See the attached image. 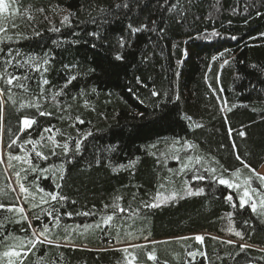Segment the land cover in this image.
I'll return each instance as SVG.
<instances>
[{"label":"trees","instance_id":"1","mask_svg":"<svg viewBox=\"0 0 264 264\" xmlns=\"http://www.w3.org/2000/svg\"><path fill=\"white\" fill-rule=\"evenodd\" d=\"M109 2L17 0L14 17L18 27L11 28V21L8 25L14 49L32 55L48 52L54 57V70L48 73L52 91L63 85L66 75L78 76L69 89L71 95L77 96V101L65 99L64 102L73 104L72 115H79L87 121L78 125L81 132L91 131L92 136L85 142L83 159L78 158L77 162L66 165L68 171L63 193L77 204L61 209V212L92 210L98 215L65 216L63 222L72 226L91 224L104 214L103 205L111 204L117 195L124 197L120 201L123 206L131 205L132 208L138 206L140 199L153 197L157 190L167 195L173 185L168 184L165 177H170L175 186L187 180L193 187H205L206 194L187 196L160 208L144 210L141 218L126 222L117 217L113 221L116 228L107 231L90 230L84 235L73 232L74 243L81 247L41 246L29 255L25 264H51L52 261L55 264H118L126 255L122 251L126 244L115 242L117 231L125 242L130 240L128 233H132L138 238L131 242L139 244L145 243L143 235L151 233L150 239L162 242L149 245V250L156 249L161 264L164 261L184 264L188 259L186 252L198 248L206 251L208 258L198 256L196 264H264V251L260 250L264 249V223L247 209L241 211L238 206L231 207L224 197L231 192L235 198L233 190L216 184L215 190L209 191L210 178L195 180L194 173L199 166L180 173L181 161L174 158L176 152L181 157L211 153L230 171L242 168L232 155L225 122L227 117L228 123L237 131L244 126L246 137L233 135L246 161L256 170L264 166V120L261 119L264 114V36H261L264 33V4L261 0H192L191 4L188 0H179L175 11L166 12L164 9L176 0H167L163 6L162 0H152L150 11L141 13L134 8L130 15L142 18L145 23L150 17L156 21L157 30L132 36L133 47L123 50L130 53L126 61L113 62L115 52L107 47V42L94 41L86 35L97 30V25L91 22L92 18H98L97 4L104 8ZM147 2L142 0V3ZM39 7L55 10V13L47 11L52 24L36 11ZM69 10L74 13L70 24L61 25L63 15ZM180 11H183V23L177 22L180 17L176 13ZM257 11L262 14L257 15ZM29 14L35 17L31 22L27 20ZM161 25L163 32L159 31ZM53 26L61 31H50ZM122 27L123 24L114 23L110 28L113 46L120 38ZM34 30L40 35H35ZM16 33L21 35L16 36ZM123 34L128 36L126 30ZM92 43L98 46L93 48ZM100 43L105 46L100 47ZM221 53H224L223 57ZM144 56L149 59L141 63ZM213 57L217 59L213 60ZM224 59L229 63L221 67ZM65 64L74 66L71 73L64 70ZM92 68L96 69L94 74L90 71ZM137 77L142 83H137ZM31 87L35 90L36 84ZM85 87L89 90L85 97L90 101L87 107L79 97V90ZM93 87L97 89L95 93L90 92ZM153 88L172 95L166 108L154 109L152 102L156 98L150 95ZM221 100L227 102L231 111L220 110L225 107ZM161 102H166V98ZM44 108L55 115L37 116L38 125L32 130L34 138L38 137L40 126L49 122L76 136V130L69 127L70 121L58 119L60 113L51 103H45ZM168 112L167 119L160 121L159 117ZM186 116H191L193 123L204 127L193 129ZM4 136L6 139L7 130ZM185 140L195 144V149L184 147ZM221 144L225 146L223 149L219 147ZM43 151L47 153L48 150ZM63 160L62 156L49 155L48 161L40 164L41 167H59ZM96 160L101 161V166ZM242 171L247 172V169ZM200 172L207 176L202 169ZM161 183H165L164 189H160ZM52 184L51 179L40 181L41 187L48 190ZM228 213L233 215L229 217ZM247 219L252 220L254 228H249L241 240L234 232L243 231L242 222ZM230 227L232 232L228 231ZM20 228L19 224L10 226L15 235H25ZM194 234L205 235L203 245L193 240H169ZM56 236L62 238L63 230L56 229L53 238ZM211 236L231 239L236 244L221 243L212 240ZM245 242L252 247L241 252L239 244ZM106 248L107 251L102 250ZM129 252L138 255L141 261L145 259L144 250L130 248Z\"/></svg>","mask_w":264,"mask_h":264},{"label":"snow or ice","instance_id":"2","mask_svg":"<svg viewBox=\"0 0 264 264\" xmlns=\"http://www.w3.org/2000/svg\"><path fill=\"white\" fill-rule=\"evenodd\" d=\"M16 2L17 0H0V249H2L0 250V264H25L30 254L45 245L56 248L70 246L73 249L81 247L74 243L73 232H76L77 235H84L90 230L107 231L116 228L113 221L117 217L126 222L129 219L141 218V213L144 210L160 208L165 204H171L187 196L206 194L205 187H193L187 180L183 181L180 186H175L170 177H165V181L173 185L167 191V195L157 190L153 197L140 199L136 208H132L131 205L128 207L123 206L120 201L124 197L117 195L113 198L111 204L103 205L104 214L100 215V218L93 223L72 226L63 222L65 216L72 218L73 216L95 217L98 215L97 212L92 210H77L75 212L65 210L61 212V209L77 204L76 200L63 193L68 171L66 165L77 162L78 158L83 159V154L86 151L85 142L92 136V132H81L78 125H84L87 121L79 115H72L73 104H65L64 102L65 99L77 101V96L71 95L69 89L78 80V76L76 74L66 75L63 85L52 91V82L48 78V73L54 70L52 68L54 57L51 53L46 52L43 55L23 54L11 46L13 36L8 34L10 31L8 25L11 21V28L18 27L14 17ZM151 2L152 0H148L147 3H142V0H110L107 7L104 8H100L98 3L96 6L98 18H92L91 21L97 25V30H93L86 35L94 41L107 42V47L115 52L112 57L113 62H125L127 55L130 53L123 50L130 49L134 45L131 37L142 32H155L157 30L155 27L156 21L150 17L148 22L145 23L142 18L130 15L134 8H138L141 13L150 11ZM163 3H167V0H162L161 6H163ZM188 3L191 4L192 0H188ZM261 3L264 4V0H261ZM178 6L179 0H176V3L171 4L164 11L173 12ZM36 11L43 16L45 21L52 24L47 11L55 13V10H46L45 7H39ZM9 13H13V15L10 16ZM256 14L261 15L262 13L257 11ZM72 15L74 13L70 10L67 11L63 15L60 24H70ZM176 15L180 17L177 22L183 23V11L177 12ZM34 19L35 17L32 14L27 16V20L30 22ZM125 20H127V23H123ZM114 23L123 24L119 34L120 38L116 40L115 46H113L109 36L110 28ZM100 28H103L104 31H99ZM49 30L52 32L61 31L56 26L51 27ZM125 30L128 33L127 37L123 34ZM159 31H164L162 25ZM34 32L35 35H40L39 31L34 30ZM15 35L20 36L21 34L16 33ZM261 36H264V33H261ZM232 38L235 39V37ZM91 46L96 48L98 45L92 43ZM99 46L104 47L105 44L100 43ZM184 54L187 55V52L185 51ZM220 56L223 57L224 53H221ZM148 59V56H144L141 63L146 62ZM216 59L217 57H213V60ZM228 63L229 60L224 59L221 67ZM73 67L72 64L63 65L64 70L68 73H71ZM90 71L94 74L96 69L92 68ZM136 79L138 84L142 83L139 77ZM33 83L36 84L35 90L31 87ZM96 91L97 89L94 87L90 89L92 93ZM88 92L89 90L86 87L79 90V97L83 99L85 107L90 103L85 98ZM150 95L156 98L152 102L154 109L157 107L166 108L167 103L172 101L171 94L155 88L151 90ZM165 98L166 102L162 103L161 101ZM176 99L179 100V97H176ZM45 103H51L57 109L60 113L58 119L70 121L69 127L76 130V136L73 137L70 133L63 132L56 125L49 122L40 126L38 137H33V127L38 125L37 116L53 117L55 115L52 111L44 108ZM221 103L225 105L220 109L222 112L231 111V108L227 107L226 101L221 100ZM33 109L35 112L32 111ZM140 115L143 116V113H140ZM168 115H170V112L160 116V121L166 120ZM185 119L193 129L204 127L202 124L193 123L191 116H186ZM261 119L264 120V114L261 115ZM225 122L228 124L232 155L242 168L230 171L211 153L181 157L176 152L174 158L181 161L179 172L192 171L196 169V166H199V169L194 173L195 180L204 181L210 178L212 183L208 187L209 191L215 190L216 184L233 190L236 193L235 198L231 192L224 197L231 207L236 208L238 206L241 211L247 209L252 216L264 223V174L259 173L256 168L252 167L239 151V145L233 134L240 138L246 137L247 133L244 126L237 131L228 123L227 117H225ZM5 130H7L6 139L4 136ZM58 136L62 137L63 140L58 139ZM175 143H179V141H175ZM152 147H155V145H152ZM184 147L195 149L196 145L185 140ZM219 147L223 149L225 146L221 144ZM43 149H47V153ZM49 155L58 158L62 156L64 160L59 167L56 165L41 167L40 162L48 161ZM96 163L101 166V161L96 160ZM157 163H160L159 159H157ZM89 166L91 167V162H89ZM120 167H124V165H120ZM200 169L207 176L201 174ZM243 169H247L248 175L242 177ZM169 172H173V170L169 169ZM173 174L178 175L179 173ZM49 179L53 181L51 190L41 187L40 181ZM159 187L164 189L165 183H161ZM133 199H137L135 194ZM25 205H27V208ZM93 208H95L94 205ZM232 215V213H228L229 217ZM242 223L245 226L244 230L234 232L235 236L241 240L244 239L245 232L249 228H254L251 219L244 220ZM15 224L21 225L20 232L25 233V235L17 236L14 234L10 226ZM56 229L63 230L64 236L62 238L59 236L53 238ZM228 231L232 232L233 229L230 227ZM128 236L130 240L125 242L119 238V231H117L115 242L126 244L122 249L126 255L122 262L118 261V264H148V262L161 264L156 249L152 247L149 250V245L154 246L162 243L161 241L150 239L151 233L143 235L145 241L143 244L132 243L131 240L138 238L133 236L132 233H128ZM210 238L229 245L236 244V241L231 239L224 240L218 236H211ZM205 239L204 234L169 238L170 241L193 240L200 245L204 244ZM188 247L190 249L191 245ZM250 247L252 245L246 242L239 244L241 252ZM130 248L144 250L145 259L141 261L138 255L130 253ZM102 250L107 251L108 249ZM260 250L264 251V249ZM186 256L188 259L184 264H196L198 256L208 258L207 252L199 248L194 251L188 250ZM217 259L222 258L217 256ZM51 264H55V261H52ZM163 264H168V262L164 261Z\"/></svg>","mask_w":264,"mask_h":264},{"label":"rangeland","instance_id":"3","mask_svg":"<svg viewBox=\"0 0 264 264\" xmlns=\"http://www.w3.org/2000/svg\"><path fill=\"white\" fill-rule=\"evenodd\" d=\"M257 171H258L259 173H261V174H264V166L261 167V168H260L259 170H257ZM241 175H242V177H243V176L248 175V173L242 171Z\"/></svg>","mask_w":264,"mask_h":264}]
</instances>
